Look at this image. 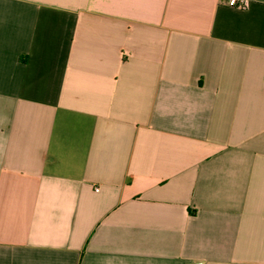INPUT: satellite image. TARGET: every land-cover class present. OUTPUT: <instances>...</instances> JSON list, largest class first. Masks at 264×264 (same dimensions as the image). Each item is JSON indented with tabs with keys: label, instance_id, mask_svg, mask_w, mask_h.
I'll return each instance as SVG.
<instances>
[{
	"label": "crops",
	"instance_id": "0c3cea01",
	"mask_svg": "<svg viewBox=\"0 0 264 264\" xmlns=\"http://www.w3.org/2000/svg\"><path fill=\"white\" fill-rule=\"evenodd\" d=\"M264 264V0H0V264Z\"/></svg>",
	"mask_w": 264,
	"mask_h": 264
},
{
	"label": "built area",
	"instance_id": "2783aa9c",
	"mask_svg": "<svg viewBox=\"0 0 264 264\" xmlns=\"http://www.w3.org/2000/svg\"><path fill=\"white\" fill-rule=\"evenodd\" d=\"M228 4L233 7L246 8L249 5V0H228ZM188 264H205V262L203 260H196Z\"/></svg>",
	"mask_w": 264,
	"mask_h": 264
}]
</instances>
